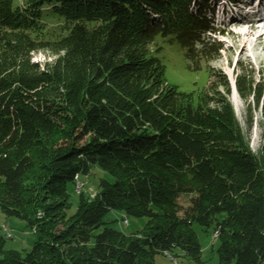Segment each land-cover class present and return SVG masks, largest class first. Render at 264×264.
I'll use <instances>...</instances> for the list:
<instances>
[{"label":"trees","instance_id":"16d2710c","mask_svg":"<svg viewBox=\"0 0 264 264\" xmlns=\"http://www.w3.org/2000/svg\"><path fill=\"white\" fill-rule=\"evenodd\" d=\"M213 3L0 0V211L37 236L22 255L0 234V264H160L175 250L204 264L196 224L219 232L218 264H264V145L251 149L221 91L195 104L170 84L151 50L163 37L214 59ZM42 49L57 59L34 62ZM246 77L236 89L264 115V85ZM94 167L114 181L70 214V184ZM112 210L148 222L127 234L104 221Z\"/></svg>","mask_w":264,"mask_h":264},{"label":"rangeland","instance_id":"374dc122","mask_svg":"<svg viewBox=\"0 0 264 264\" xmlns=\"http://www.w3.org/2000/svg\"><path fill=\"white\" fill-rule=\"evenodd\" d=\"M202 1L204 0H200V2ZM257 1L209 0V3L214 2L210 8L215 9V17L213 16L214 19L212 21L217 31L208 36L212 41L217 39L223 46L221 52L212 60L200 59L199 57L190 59L186 54L185 48L177 43H169L163 37L157 38L151 45V50L154 53H159L158 56L165 64L167 81L177 86L180 91L191 95L195 104L202 94L212 93L213 90L221 91L232 105L237 120L249 137L251 149L256 154H259L264 145V115L261 107L257 106L256 100L252 99L248 93L243 96L239 94L236 89L235 79L238 75L245 74L247 79L253 78L258 83V87H261L264 85V65H260L255 58L239 61L237 57L238 51L228 52L234 39L233 33L237 30L234 23L238 22L245 13L251 14L253 18L257 17ZM192 9L194 11L198 10L195 2L192 4ZM224 17L228 18L225 22L222 20ZM62 23V21L49 22V28L51 31L59 32ZM258 51L264 55V51L260 48ZM57 57L58 54L42 49L33 53L32 60L44 65L46 62L55 61ZM226 82L229 85L228 87L225 85ZM250 122L252 123L250 124ZM103 178L114 181V177L99 167H94L87 176L82 175L80 177V181L84 185L82 193L85 192L87 196L93 197L99 191L100 181ZM69 193L72 203L69 213L74 214L80 204V194L75 184H70ZM191 198L192 195L186 194L180 197V214L182 216L185 215V212L191 206ZM128 219L129 224L125 225L122 213L115 210L110 211L104 217V221L108 225L127 234L142 230L148 222L146 217L136 218L128 216ZM4 228L12 233L13 236L6 237ZM102 229L95 230L93 236L99 234ZM195 229L202 244V260L204 264H218L217 250L220 245V239L215 237L214 228L206 231L196 224ZM0 234L6 238V250H18L22 255L30 252L37 241L36 234L25 221L16 217H9L1 211ZM173 254L177 255L176 262L168 254L158 255L156 257L157 262L160 264H194L180 250H175Z\"/></svg>","mask_w":264,"mask_h":264},{"label":"bare ground","instance_id":"6f19581e","mask_svg":"<svg viewBox=\"0 0 264 264\" xmlns=\"http://www.w3.org/2000/svg\"><path fill=\"white\" fill-rule=\"evenodd\" d=\"M255 18L251 14L245 13L240 17L238 22L234 23L235 32L233 33V42L228 52L233 53L238 51L237 57L239 61H243L248 58H255L260 65H264V55L260 53L259 48L264 51V0H259L257 4V12ZM228 18L224 17L223 22ZM233 74V72H232ZM77 179V191L80 193V187L78 182L80 181L79 175ZM123 223L129 224L128 218L124 216ZM5 232L9 235H13L5 228ZM216 236L219 235L217 231Z\"/></svg>","mask_w":264,"mask_h":264},{"label":"built area","instance_id":"2783aa9c","mask_svg":"<svg viewBox=\"0 0 264 264\" xmlns=\"http://www.w3.org/2000/svg\"><path fill=\"white\" fill-rule=\"evenodd\" d=\"M78 186L80 187V192L83 190L84 188V185H82L81 181L78 182ZM95 196V195H94ZM4 231H5V228H4ZM6 237H11L13 235H9L8 233H6ZM216 236V235H215Z\"/></svg>","mask_w":264,"mask_h":264}]
</instances>
